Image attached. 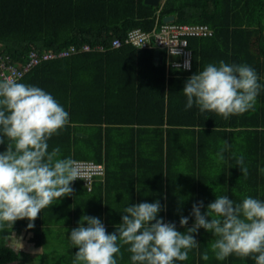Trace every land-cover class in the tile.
I'll return each mask as SVG.
<instances>
[{"label": "trees", "instance_id": "1", "mask_svg": "<svg viewBox=\"0 0 264 264\" xmlns=\"http://www.w3.org/2000/svg\"><path fill=\"white\" fill-rule=\"evenodd\" d=\"M160 1L155 6L144 0H0V54L11 63L26 62L32 48L41 53L73 45L78 50L43 60L17 80L51 94L69 113V124L47 141L48 151L58 147L59 158L105 166L103 179H96L90 190L73 181L71 186L78 182L82 191L41 210L32 228L25 218L0 229V264H73L78 248L60 227L79 225L82 216H91L113 233L122 223V210L131 204L159 201L158 218L184 233L195 221L192 206L200 201L202 214L219 196L234 204L245 197L264 201V0ZM169 14H176L177 22L206 23L213 30L209 36L189 38V70L167 68L162 51L155 60L154 48L110 46L129 29L150 30L156 18L162 22ZM84 44L91 49L82 50ZM220 61L255 70L262 87L254 111L226 120L214 112L201 113L196 105L185 109L186 80ZM184 138L192 140L187 144ZM8 142L5 137L0 153ZM225 142L229 147L219 161L217 152ZM241 155L247 176L236 164ZM182 216L188 217L183 227ZM21 231H32L30 241L43 252L31 255L12 247L8 237ZM192 235L198 246L187 260L173 264H255L253 258L235 254L217 260L211 250L213 233L200 228ZM62 241L68 246L61 250ZM123 252L121 246L117 263L132 264ZM205 252L208 260L202 259Z\"/></svg>", "mask_w": 264, "mask_h": 264}, {"label": "clouds", "instance_id": "2", "mask_svg": "<svg viewBox=\"0 0 264 264\" xmlns=\"http://www.w3.org/2000/svg\"><path fill=\"white\" fill-rule=\"evenodd\" d=\"M173 54V53H172ZM185 61V70L190 69ZM255 70L248 65L208 64L185 82V109L198 106L201 113L214 112L224 119L254 111L261 90ZM69 124V113L49 93L39 87L0 79V144L9 141L0 153V229L12 228L15 221L27 218L32 228L41 210L71 195V183L80 175L76 162L59 158L60 149L48 151L47 141ZM229 145L217 152V159ZM244 176L248 175L243 156L236 158ZM264 172V169H261ZM203 201L193 204V225L182 233L174 223L158 218L159 201L131 204L122 211V223L108 233L99 218L82 216L79 226L71 230L69 240L78 248L73 264H117L116 255L128 245L132 264H173L188 259L198 246L192 235L200 228L216 237L211 250L217 260L232 254L251 257L264 264V201L245 197L240 204L219 196L201 213ZM206 217H211L207 219ZM87 226H84V222ZM188 217L180 218V225ZM119 242V243H118ZM202 259L208 260L207 252Z\"/></svg>", "mask_w": 264, "mask_h": 264}, {"label": "built area", "instance_id": "3", "mask_svg": "<svg viewBox=\"0 0 264 264\" xmlns=\"http://www.w3.org/2000/svg\"><path fill=\"white\" fill-rule=\"evenodd\" d=\"M212 32V28L206 23H181L177 22L176 19L157 22L156 18V23L150 30H144L140 27L131 28L124 38L111 40L110 46L119 47L122 44H131L136 48L158 49L163 52L162 58L165 60L167 67L173 66L185 69V61H188L190 65L192 62V50L188 46L189 38L209 36ZM96 48L104 50L105 46L98 45ZM90 49L89 45H82V50L87 51ZM77 51L73 45L59 51L48 49L41 53L32 48L28 53V59L21 65L11 63L8 55L0 54V79L18 80L43 60L67 57ZM73 160L83 177V179L78 178L76 180H80L88 190L91 189L96 179L104 177L105 166L103 163L87 159Z\"/></svg>", "mask_w": 264, "mask_h": 264}, {"label": "crops", "instance_id": "4", "mask_svg": "<svg viewBox=\"0 0 264 264\" xmlns=\"http://www.w3.org/2000/svg\"><path fill=\"white\" fill-rule=\"evenodd\" d=\"M144 2H145V0H144ZM146 3V2H145ZM148 4V3H147ZM162 4V1H160V0H158V3L157 4H155V6L156 5H161ZM151 5H154V4H151ZM169 15H174V19H176V14H169ZM158 16V15H157ZM156 16V17H157ZM166 16H168V15H166ZM161 59H163L162 57H161ZM160 59V60H161ZM165 64H166V62H165ZM166 67H167V65H166ZM168 68V67H167ZM189 128H192V127H189ZM194 128V127H193ZM196 128V127H195ZM225 128V131H228V132H231L232 130H235V129H233L232 127H224ZM237 129V128H236ZM229 136V135H228ZM191 139V138H190ZM189 138L188 139H186V138H184V142H186L187 144L188 143H190L191 142V140H190ZM143 141V140H142ZM144 142V141H143ZM230 144H232V142H231V139H229V141H228ZM145 143V142H144ZM207 144L209 145V146H211L213 143H211V142H207ZM237 148V147H236ZM103 179V178H102ZM98 181V180H97ZM127 184H128V182H127ZM129 185V184H128ZM72 187V189H73V192L71 193V199H74L75 198V193H76V191H78L79 193L82 191V188L79 186V183L78 182H75V183H73V185L71 186ZM80 187V188H79ZM124 198H127V196H123L122 197V200L124 199ZM79 225H77V224H75L74 222H71V223H65V224H63L60 228L62 229V230H64L63 232H64V234L66 235L67 234V232H68V236L70 237V234H71V230L72 229H74V228H76V227H78ZM24 232V231H23ZM25 233V232H24ZM26 234V233H25ZM27 234H30L29 235V237H28V239L32 236V231H29V232H27ZM63 238V237H62ZM63 240H64V238H63ZM68 240V239H67ZM67 240H65V241H67ZM29 241H30V239H29ZM65 241H62L61 242V244H60V248H61V250H62V245H66V246H68L67 244H65ZM32 242V241H31ZM33 243V242H32ZM34 244V243H33ZM35 246V245H34ZM122 246H124V255H122L123 257H125V258H127V260H130L131 259V253L128 251V248H129V246L128 245H122ZM36 247H39V246H36ZM39 248H41V252H43V248L40 246ZM126 248V249H125ZM41 252H38V253H41ZM37 253V254H38ZM116 257H117V260L118 259H120V256L118 257L117 255H116ZM115 257V258H116ZM118 263H119V261H118ZM117 263V264H118ZM122 264V263H121Z\"/></svg>", "mask_w": 264, "mask_h": 264}, {"label": "rangeland", "instance_id": "5", "mask_svg": "<svg viewBox=\"0 0 264 264\" xmlns=\"http://www.w3.org/2000/svg\"><path fill=\"white\" fill-rule=\"evenodd\" d=\"M29 235L30 234H25L23 231L13 232V234L8 237V243L15 249H24L30 252L31 255H35L41 252V248L34 246V244L29 241ZM32 261L36 262V259H32Z\"/></svg>", "mask_w": 264, "mask_h": 264}, {"label": "water", "instance_id": "6", "mask_svg": "<svg viewBox=\"0 0 264 264\" xmlns=\"http://www.w3.org/2000/svg\"><path fill=\"white\" fill-rule=\"evenodd\" d=\"M146 3L148 4H157L158 3V0H145ZM164 21H172L174 20V15H168V16H165L163 18ZM159 50L158 49H155V60H158L159 59Z\"/></svg>", "mask_w": 264, "mask_h": 264}]
</instances>
